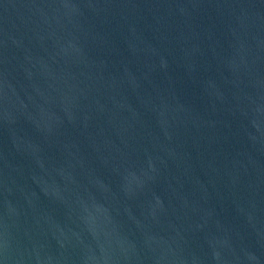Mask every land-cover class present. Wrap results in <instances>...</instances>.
<instances>
[{
    "label": "water",
    "instance_id": "1",
    "mask_svg": "<svg viewBox=\"0 0 264 264\" xmlns=\"http://www.w3.org/2000/svg\"><path fill=\"white\" fill-rule=\"evenodd\" d=\"M0 264H264V0H0Z\"/></svg>",
    "mask_w": 264,
    "mask_h": 264
}]
</instances>
